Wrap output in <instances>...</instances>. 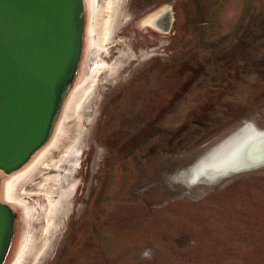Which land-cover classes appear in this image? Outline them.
Returning a JSON list of instances; mask_svg holds the SVG:
<instances>
[{
	"label": "rangeland",
	"instance_id": "rangeland-1",
	"mask_svg": "<svg viewBox=\"0 0 264 264\" xmlns=\"http://www.w3.org/2000/svg\"><path fill=\"white\" fill-rule=\"evenodd\" d=\"M119 3L102 57L122 66L114 75L102 68L82 100L90 120L77 185L37 264H264V163L194 178L197 162L238 129H264V0ZM167 6V29L145 23ZM93 50L78 81L90 73ZM68 141L61 137L50 156L66 157ZM70 165H38L17 183L26 213L19 245L30 223L40 244L53 183L45 178ZM34 252L19 264H32Z\"/></svg>",
	"mask_w": 264,
	"mask_h": 264
},
{
	"label": "water",
	"instance_id": "water-1",
	"mask_svg": "<svg viewBox=\"0 0 264 264\" xmlns=\"http://www.w3.org/2000/svg\"><path fill=\"white\" fill-rule=\"evenodd\" d=\"M85 20L83 0H0V173L18 170L50 137L78 70ZM16 217L0 199V264Z\"/></svg>",
	"mask_w": 264,
	"mask_h": 264
},
{
	"label": "bare ground",
	"instance_id": "bare-ground-1",
	"mask_svg": "<svg viewBox=\"0 0 264 264\" xmlns=\"http://www.w3.org/2000/svg\"><path fill=\"white\" fill-rule=\"evenodd\" d=\"M83 1L86 20L84 26L82 55L74 83L64 100L53 131L48 140L35 151L22 167L9 174L0 173V199L10 205L17 213V217L14 221V236L4 264L21 263L24 255L30 249H35L32 264H37L39 255L45 252V249L50 246L53 236L64 220V208H59V206L63 203H68L69 198L73 194L77 185V180L74 179V171L78 160L75 158L81 151L83 128L85 123L90 120V117H88L89 105H82V100L89 92L88 89H91V83L95 81V78L101 72L102 68L106 67L109 73L114 75L117 73V69L122 66V59H118V61L109 65L104 57H102V53L104 51L107 52L108 49L106 46L107 41L111 39L115 32L114 30L116 29L117 17L115 15L118 14V7L120 5L119 0H105V3L102 5H96L98 4V0ZM168 9L169 7L167 6L162 12L152 14L145 20V23L150 24L157 29H167L172 21ZM104 11L109 12L110 15L107 18H104L105 20H100L101 17L104 16ZM86 48L94 49L93 63L89 67L90 73L83 78L81 77L82 79L80 78L81 81L79 80V82L78 77L81 71V66L84 62L83 55ZM87 83L89 84L86 87L85 85ZM70 118H73L74 120V130L68 135L69 130L66 127V122ZM250 127H252V129ZM250 127L242 128L233 135L231 134L224 141L216 145L209 154L199 160L194 167V178L196 180L208 182L209 180L223 176L222 174H230L229 171H236L239 168L243 170L245 168L246 170L263 164L264 129L255 125H251ZM65 135L68 136L69 141L68 146L63 151L68 153V155L66 157L65 155H60L54 159L50 156L51 151L53 148L59 146L58 144L59 141H61V137H64ZM72 157H74V159ZM64 162L71 163V165L66 168V174L50 175L45 178L46 181L53 182L55 185L57 184V186L52 183L55 187L52 188L51 185L48 188V194H46L48 205H44V209H42L43 211L40 214L39 220L42 221L44 218V220H46L39 232V238L41 240L40 244H36V241L33 243V237H35L33 234L30 237V223L28 228L29 231L27 232L28 234H24L21 244L19 245L20 231L24 229L26 213L21 207L22 205L19 204L21 202L20 198L22 197L17 190V183L26 176L31 175L38 165L43 164V167L47 169L50 167L60 169L63 168ZM62 177L64 178L63 181L61 180ZM54 195H57L58 199H56Z\"/></svg>",
	"mask_w": 264,
	"mask_h": 264
}]
</instances>
